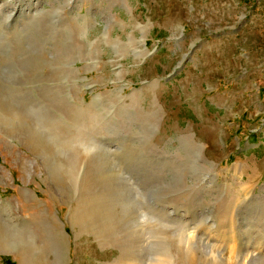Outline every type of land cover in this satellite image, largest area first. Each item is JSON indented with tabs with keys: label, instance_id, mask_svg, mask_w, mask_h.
Wrapping results in <instances>:
<instances>
[{
	"label": "rangeland",
	"instance_id": "1",
	"mask_svg": "<svg viewBox=\"0 0 264 264\" xmlns=\"http://www.w3.org/2000/svg\"><path fill=\"white\" fill-rule=\"evenodd\" d=\"M0 26V264H264V0H0Z\"/></svg>",
	"mask_w": 264,
	"mask_h": 264
},
{
	"label": "bare ground",
	"instance_id": "2",
	"mask_svg": "<svg viewBox=\"0 0 264 264\" xmlns=\"http://www.w3.org/2000/svg\"><path fill=\"white\" fill-rule=\"evenodd\" d=\"M3 12V11H2ZM12 15V14H11ZM2 18V17H1ZM10 18V14L7 16V17H5V19L6 20H8ZM0 28H1V26H0ZM2 34V33H1ZM18 38V37H17ZM128 189H129V187H127ZM247 195V194H246ZM248 197V196H247ZM94 203H95V201H94ZM93 203V204H94ZM89 205H91V203L89 204ZM135 207V206H134ZM136 208V207H135ZM137 209V208H136ZM100 215V217H102L103 216V214H99ZM128 219H129V222H131V219H130V215H128ZM103 225L105 226V225H107L105 222H103ZM144 229L145 228H143V232H144ZM135 231V230H134ZM134 231H132V233H134ZM140 233H142V228H141V231H140ZM190 235V237H191V234H189ZM189 235H188V238H189V240L191 241L190 243L192 244V240L194 239H192V237L194 236H192L191 238L189 237ZM195 237V236H194ZM188 241V240H187ZM187 241H186V243H187ZM194 241V240H193ZM190 243H188L187 245L190 247L191 245H189ZM193 245V244H192ZM185 246V245H184ZM182 247V246H181ZM186 247V246H185ZM185 247H184V249H185ZM183 248V247H182ZM190 249V248H189ZM194 249V248H193ZM188 250V249H187ZM250 257V256H249ZM252 257V256H251ZM212 258V257H211ZM232 257H230L229 258V256H228V259H226L227 261H233V259H231ZM262 258V257H261ZM247 259V258H246ZM252 259V258H251ZM258 262V261H257ZM256 262V263H257Z\"/></svg>",
	"mask_w": 264,
	"mask_h": 264
}]
</instances>
